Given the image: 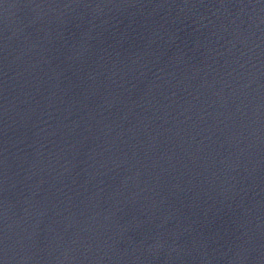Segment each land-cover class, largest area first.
<instances>
[{"label": "water", "instance_id": "water-1", "mask_svg": "<svg viewBox=\"0 0 264 264\" xmlns=\"http://www.w3.org/2000/svg\"><path fill=\"white\" fill-rule=\"evenodd\" d=\"M0 264H264V0H0Z\"/></svg>", "mask_w": 264, "mask_h": 264}]
</instances>
